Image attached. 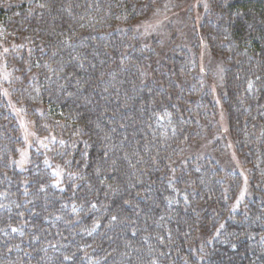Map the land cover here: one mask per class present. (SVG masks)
I'll list each match as a JSON object with an SVG mask.
<instances>
[{"label":"trees","instance_id":"trees-1","mask_svg":"<svg viewBox=\"0 0 264 264\" xmlns=\"http://www.w3.org/2000/svg\"><path fill=\"white\" fill-rule=\"evenodd\" d=\"M159 1L0 0V31L23 47L16 99L65 141L51 155L69 174L59 190L42 156L11 166L18 133L0 103V264H264V0H211L200 27L225 60L249 172L237 211L239 177L188 159L215 113L197 59L133 33Z\"/></svg>","mask_w":264,"mask_h":264},{"label":"rangeland","instance_id":"rangeland-1","mask_svg":"<svg viewBox=\"0 0 264 264\" xmlns=\"http://www.w3.org/2000/svg\"><path fill=\"white\" fill-rule=\"evenodd\" d=\"M210 1L161 0L154 5L152 13L133 24V33L147 40L148 44L152 43V41L150 42L151 39L155 40L157 44L153 48L151 46V50L155 51V54L167 50L168 46L176 41L177 45L181 44L180 47H175L178 48L177 51L180 50L187 57L197 59L198 87L201 92L209 94L215 107V113L208 124L205 126L198 125V136L202 143L199 150L191 149L193 146L189 147L188 145L192 143L188 141L187 147L182 149V155L181 153L179 155L185 159L187 157L185 154L190 149L192 152L197 150L196 156L191 155L188 157L189 160L200 163L205 160L212 162L215 168L217 166L219 171H222L221 177L225 181L230 175H237L240 184L232 204L233 210L237 211L251 199L250 178L248 169L244 166L236 151V145L229 135L224 107L226 100L223 91V81L227 72L225 60L215 57L211 51L209 38L200 30L203 18L210 9ZM3 34L0 31V103L4 105L7 113L12 117L18 133L15 155L10 164L17 171L24 172L31 165L35 155L42 156V164L48 169L53 179V186L62 190L64 182H68L66 177L69 174L63 170L59 163L53 160L51 154L57 152L58 146L64 145L65 141L53 131H49L47 127H45L46 132L44 134L40 132L35 119L31 117L26 107L16 99L14 90L20 75L14 64L23 47L15 46ZM135 35L133 36L135 37ZM148 39L150 40L148 41ZM179 54V52H175L171 57L176 58ZM79 69L83 71V68L80 67ZM149 90L153 92V88ZM35 112L38 115L41 110L35 109ZM202 120L200 118V121ZM129 190H131L130 186L127 187L126 192ZM166 211L169 212L167 209Z\"/></svg>","mask_w":264,"mask_h":264},{"label":"snow or ice","instance_id":"snow-or-ice-1","mask_svg":"<svg viewBox=\"0 0 264 264\" xmlns=\"http://www.w3.org/2000/svg\"><path fill=\"white\" fill-rule=\"evenodd\" d=\"M113 219H115V217H113Z\"/></svg>","mask_w":264,"mask_h":264}]
</instances>
